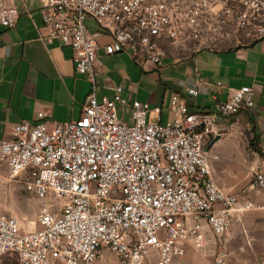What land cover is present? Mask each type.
Returning a JSON list of instances; mask_svg holds the SVG:
<instances>
[{
  "label": "built area",
  "instance_id": "1",
  "mask_svg": "<svg viewBox=\"0 0 264 264\" xmlns=\"http://www.w3.org/2000/svg\"><path fill=\"white\" fill-rule=\"evenodd\" d=\"M15 2L0 0L1 27L16 25ZM40 17L45 41L70 48L75 72L91 88L78 120L55 122L39 113L36 124H16L0 141V195L22 183L40 201L30 226L0 214V257L14 252L16 264H95L107 249L118 264H171L188 246L207 257V229L220 241L213 264H225L233 222L258 206L218 185L204 146L219 119L253 107V89L229 91L212 112L192 110L172 94L171 120L162 125L150 122L148 103L124 98L121 87L98 100L96 59L102 50L158 66L162 39L177 49L189 39L205 44L212 25L248 41L264 38V0H47ZM86 19L111 42L101 48ZM197 95L188 89V97ZM250 186L264 196V172H253Z\"/></svg>",
  "mask_w": 264,
  "mask_h": 264
},
{
  "label": "crops",
  "instance_id": "2",
  "mask_svg": "<svg viewBox=\"0 0 264 264\" xmlns=\"http://www.w3.org/2000/svg\"><path fill=\"white\" fill-rule=\"evenodd\" d=\"M46 1L16 0V25L0 26V141L10 139L16 124H36L39 113L55 122L78 120L90 93L86 77L75 72L70 48L45 41L48 28L40 10ZM85 25L101 48L111 42L110 35L93 20L86 19ZM159 45L164 56L158 66L138 62L127 53L105 55L100 50L96 97L111 98L114 88L121 87L124 98L148 103L155 123L164 125L171 120L167 108L172 94L184 97L192 110L212 112L215 102L226 100L229 91L252 88L253 107L219 119L204 151L218 185L258 206L233 222L225 264H264V196L250 186L253 172H264V38L219 47H200L190 39L178 49L166 39ZM191 88L198 90L197 97L187 96ZM154 108L160 113L155 114ZM4 189L0 214L10 211L3 203ZM206 238L207 257L188 246L185 256L171 264H213L220 241L207 229ZM106 251H101L95 264H118ZM16 263L14 252L0 257V264Z\"/></svg>",
  "mask_w": 264,
  "mask_h": 264
},
{
  "label": "rangeland",
  "instance_id": "3",
  "mask_svg": "<svg viewBox=\"0 0 264 264\" xmlns=\"http://www.w3.org/2000/svg\"><path fill=\"white\" fill-rule=\"evenodd\" d=\"M212 34L207 39V43L202 44L200 47H219L230 46L234 42L244 43L246 40L239 32H236L232 28H217L216 25L211 26ZM211 33V31H210ZM209 33V35H210ZM150 122L155 123V117L149 116ZM21 183H13L5 187L4 205H6L10 211L6 214H11L18 217L21 222L26 226H30V222H34L37 218L40 201L30 195H27L22 190ZM110 258L115 260V257L110 251H106ZM111 263V261H110Z\"/></svg>",
  "mask_w": 264,
  "mask_h": 264
},
{
  "label": "trees",
  "instance_id": "4",
  "mask_svg": "<svg viewBox=\"0 0 264 264\" xmlns=\"http://www.w3.org/2000/svg\"><path fill=\"white\" fill-rule=\"evenodd\" d=\"M250 145H251V147H254V142L251 141ZM254 149L257 151L256 147H254Z\"/></svg>",
  "mask_w": 264,
  "mask_h": 264
}]
</instances>
